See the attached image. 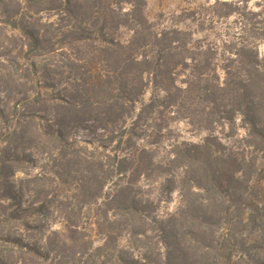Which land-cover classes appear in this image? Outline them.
<instances>
[{
	"label": "trees",
	"instance_id": "obj_1",
	"mask_svg": "<svg viewBox=\"0 0 264 264\" xmlns=\"http://www.w3.org/2000/svg\"><path fill=\"white\" fill-rule=\"evenodd\" d=\"M26 1L0 4L26 47L42 50L39 32L22 17ZM56 1L51 10L68 22L51 32L61 38L49 40L47 52L71 51L76 74L41 99L39 112L52 111L51 119L26 112L17 126L0 130V223L29 228L25 217L57 213L60 228L50 227L45 244L4 229L0 239L58 264H264V7L255 37L217 44L199 32L154 26L142 0H126L128 10L124 0ZM30 67L37 75V62ZM54 73L45 82L51 89ZM164 112L184 117L205 137L173 142L167 157H157L146 134ZM0 122H9L1 102ZM12 140L15 149L19 141L52 146L47 175L62 186L75 182L77 204L53 210L46 197L24 207L11 163L33 158L1 148ZM142 178L156 179L166 197L180 191L177 215L159 218L155 202L139 196ZM0 264H9L1 253Z\"/></svg>",
	"mask_w": 264,
	"mask_h": 264
},
{
	"label": "rangeland",
	"instance_id": "obj_2",
	"mask_svg": "<svg viewBox=\"0 0 264 264\" xmlns=\"http://www.w3.org/2000/svg\"><path fill=\"white\" fill-rule=\"evenodd\" d=\"M10 1L6 0L7 4ZM141 2H143V6L145 5L147 18L154 26L192 30L199 32L198 35L200 36L201 34L206 36L208 42L217 44L225 39L239 44L252 38V36L255 37L257 35L255 24L260 21L262 16L259 14L264 7V0H250L247 4H242L241 0H142ZM134 3H137V0ZM57 5L56 0L26 1V9L22 17L29 25L34 26L44 41L42 50L31 51L30 42L28 49L26 47L28 40L18 31H13L9 27L7 15L4 14V5L0 4V102L9 116V122L5 124L0 122L2 132L17 126L18 119L22 114L26 112L37 114L41 110V104H39L41 99L50 98L53 93L60 90L61 85H58V81L67 78L69 72L73 76L76 74L74 69L73 71L69 70V60L75 57L70 53L71 51L64 48V50L55 53L47 52V42L49 40L58 42L61 38L59 32L56 33L57 36H53L51 32L58 29V25L62 30L68 22L61 18L62 16L58 11L51 10ZM122 7L124 10H128V1L124 0ZM51 26H55V28ZM121 35L123 38H127L128 32L123 31ZM259 52L261 56H264L263 43L259 46ZM27 59H29V69ZM32 61L37 62V75L32 73L30 67ZM80 71L76 70L77 74ZM53 73L56 74L54 84L57 87L55 89L45 85L49 78H53L51 77ZM23 98L26 100L24 99L22 103L18 104L17 101ZM39 113L44 116L45 121L51 119V116L48 117L49 114L53 115L52 111ZM152 118L146 135L150 142L157 147L156 155L159 158L168 156L169 146L173 142L198 143L206 134L198 126L189 125V121L184 117H177L168 112ZM44 120L43 122L46 124ZM239 127V133H244L241 125ZM79 132L81 131L75 130V137L79 136ZM9 142L8 146L7 143H2L1 148L8 147L10 154L18 152L19 154L31 155L33 158V162L11 163V168L15 171V180L22 192L21 202L24 207H30L34 202H43L46 197L53 201L51 204L53 210L54 208H62L63 204L66 203L77 204L75 196L78 191L75 182L69 181L68 184L62 186L47 175L52 168L49 162V150L53 149L52 146L48 143L40 145L21 144L19 141V147L15 149V145L18 143L15 144L14 140ZM112 147H115V143ZM56 152L55 154H57ZM21 181L22 183L19 184ZM155 184L156 179H140L137 183L140 188L138 190L139 196L143 199L151 198L155 202L157 215L160 219L177 215L183 205L180 191L176 190L171 196L166 197V193H163ZM38 218L25 217V221L29 222V228L24 227L22 221H11L9 224L2 222L0 223V230L10 231L12 236H16L24 242L45 244L50 227L59 230L60 219L57 213L46 219ZM4 219L1 215L0 220L3 221ZM34 225H40L42 228L33 230L31 227ZM237 232H240L239 236H246L248 233L242 231V228H238ZM122 242L124 243V240ZM0 253L9 264H58V261L53 260V257L50 260L34 257L31 252L6 242L4 239H0Z\"/></svg>",
	"mask_w": 264,
	"mask_h": 264
}]
</instances>
